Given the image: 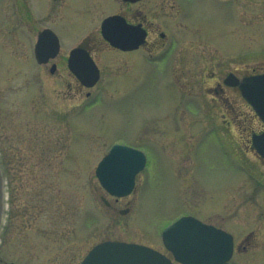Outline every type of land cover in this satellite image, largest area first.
Returning <instances> with one entry per match:
<instances>
[{
  "label": "rangeland",
  "instance_id": "rangeland-1",
  "mask_svg": "<svg viewBox=\"0 0 264 264\" xmlns=\"http://www.w3.org/2000/svg\"><path fill=\"white\" fill-rule=\"evenodd\" d=\"M179 3L138 4L173 40L158 60L95 49L102 75L85 98L68 51L100 39L101 19L128 16L127 3L0 0V264H76L105 239L169 254L160 232L186 212L234 235L232 264H264V159L244 142L257 122L222 83L264 71V0ZM44 27L63 42L56 73L34 59ZM114 141L146 155L134 191L116 201L94 173Z\"/></svg>",
  "mask_w": 264,
  "mask_h": 264
},
{
  "label": "water",
  "instance_id": "water-1",
  "mask_svg": "<svg viewBox=\"0 0 264 264\" xmlns=\"http://www.w3.org/2000/svg\"><path fill=\"white\" fill-rule=\"evenodd\" d=\"M129 1V0H127ZM101 33L112 46L129 50L137 46L143 33L133 35L132 28L121 15H110L101 23ZM58 40L50 29L38 35L35 56L38 62H46L58 50ZM69 67L87 86L99 77L91 57L76 47L71 50ZM230 79V81H229ZM228 84L238 85L243 96L255 108L264 121V73L237 79L233 74ZM256 151L264 157V132L253 137ZM144 154L122 144L111 147L96 167L104 188L114 195L131 191L135 174L144 165ZM2 176L0 171V221L3 207ZM125 212V211H123ZM165 247L182 264H230L233 239L228 232L206 224L193 216H182L162 230ZM79 264H174L161 252L143 244L106 240L93 246Z\"/></svg>",
  "mask_w": 264,
  "mask_h": 264
},
{
  "label": "flooded vegetation",
  "instance_id": "flooded-vegetation-1",
  "mask_svg": "<svg viewBox=\"0 0 264 264\" xmlns=\"http://www.w3.org/2000/svg\"><path fill=\"white\" fill-rule=\"evenodd\" d=\"M121 1L124 3H127V5L129 6L128 16L124 15L123 13H116V12H113L111 14L122 15L127 20V22L130 24L134 36H135L136 32H139L140 34L143 33L142 41L140 42V44L133 47L132 49L127 50V51H123V50H120V49H117V48L111 46L107 41H105L103 39V37L101 36L100 29H99L100 39H98L96 42H94V41L92 43L89 42L88 37H84L79 42H77L75 44V46H79L82 49L86 50L87 53L93 58V60L95 61V63L97 64V66L99 68V79L97 80V82L93 86H95L98 83V81L100 80L101 75H102V69L99 66L97 59L95 57V49L96 50L98 49L101 51L104 48V49L116 50V51H120V52H130L133 54L140 53V57L143 59L158 60L161 57H163L165 49L168 47V44L171 43V41L173 40V36L171 35V32L169 31V29L167 27H164L163 30L159 29L158 27H156V29H154V30L152 29V24L147 19L146 11H144L142 8L138 7V4L144 0H129V1L121 0ZM180 1H182V0H178V4H180L179 3ZM45 28L52 29L57 34L58 39H59V49H58L57 53L53 57H50L47 62H45V63H48L51 60V63L49 66V71L51 73H56L58 70L59 63L54 61L53 59H55L56 56L60 53L61 44H63V42L60 39V36H59V33L57 30H55L54 28H51V27H44L43 29H45ZM43 29H41V30H43ZM40 31H38L37 36L40 33ZM75 46H72L69 49L68 54H67L66 59H65L66 60L65 64H66V67L69 71L70 76L72 77V79L74 81L73 84L77 85L79 87L78 91L82 92V89H83L85 91L84 97L87 98L90 94H92L93 86L87 87L85 85V83L82 80H80L77 76H75L70 71V69L68 68V61H67L68 55H69L70 50ZM172 75H173V72H172ZM225 76L222 79L223 85H225L227 87L237 88L236 86H229V85L224 84ZM241 76H239V77H241ZM237 90H238V88H237ZM216 91H223V86L218 84V88H216ZM81 92H80V94H82ZM239 95H240L241 99L243 100V102L247 106H249L248 102L241 96L240 93H239ZM64 97H65V93H64ZM84 102L79 103V105H84ZM249 107H250L252 114H253L256 122H257V126H256V128H254L253 126L248 127L249 137L244 142H245L246 148L252 150L251 137L254 133H260L264 129V124L261 121V119L259 118V116L255 113V111L252 110L251 106H249ZM2 163H4L3 156H2ZM109 196H111V195H109ZM111 197L113 198L114 201L119 200L121 198V197H116V196H111ZM122 197H124V196H122ZM104 202L106 204H109L107 201H104ZM8 226H9V222H7L5 224V226L1 232L2 240L4 239V236L7 233ZM246 239H248V238H246ZM9 262H12V261H9ZM11 264H14V263H11Z\"/></svg>",
  "mask_w": 264,
  "mask_h": 264
}]
</instances>
